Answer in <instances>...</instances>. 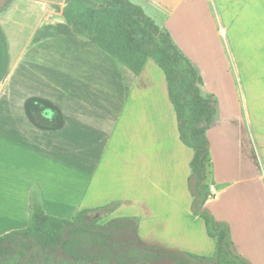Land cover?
Here are the masks:
<instances>
[{
	"label": "rangeland",
	"instance_id": "374dc122",
	"mask_svg": "<svg viewBox=\"0 0 264 264\" xmlns=\"http://www.w3.org/2000/svg\"><path fill=\"white\" fill-rule=\"evenodd\" d=\"M131 1L142 4L145 13L170 33L199 69L202 95L214 99L216 114L205 131L209 159L203 184L226 189L202 208L215 220L226 218L220 221L231 227L235 254L264 264V0ZM160 82L154 79L156 87L139 94L167 110L155 113L151 103L140 108L138 176L131 173L136 149L128 131L116 162L106 166L103 161L88 199L76 202V193L60 214L71 218L79 208L97 206L100 209L87 220L98 216L96 227L103 226L123 248H150L180 258L194 254L201 264H215V241L193 212L191 149L178 140L175 114ZM169 146L175 148L174 157L168 155ZM77 188L82 189L80 184Z\"/></svg>",
	"mask_w": 264,
	"mask_h": 264
},
{
	"label": "crops",
	"instance_id": "0c3cea01",
	"mask_svg": "<svg viewBox=\"0 0 264 264\" xmlns=\"http://www.w3.org/2000/svg\"><path fill=\"white\" fill-rule=\"evenodd\" d=\"M61 10L38 0H11L0 12V235L27 226L34 200L48 215L67 218L60 214L66 202L76 193V202L88 199L103 161L116 162L128 131L137 177L140 108L151 103L162 115L165 109L139 95L156 87V78L166 87L151 58L133 75L76 35ZM168 148L174 157L175 148ZM225 189L219 187L216 200Z\"/></svg>",
	"mask_w": 264,
	"mask_h": 264
},
{
	"label": "trees",
	"instance_id": "16d2710c",
	"mask_svg": "<svg viewBox=\"0 0 264 264\" xmlns=\"http://www.w3.org/2000/svg\"><path fill=\"white\" fill-rule=\"evenodd\" d=\"M51 6L59 10L58 4ZM61 13L76 35L90 40L133 75L140 74L148 58L161 69L177 121L178 140L193 150L189 162L194 177L193 212L202 219L206 235L215 241L212 259L215 264H251L231 250L229 226L202 208L208 198L207 184H203L209 159L205 131L216 108L212 95L201 93L203 79L194 62L167 30L130 0H64ZM99 209L83 207L71 218H59L45 213L34 200L27 226L0 235V264H122L123 252L111 233L103 231V226L96 227L99 217L87 220L88 214Z\"/></svg>",
	"mask_w": 264,
	"mask_h": 264
},
{
	"label": "flooded vegetation",
	"instance_id": "af4514ba",
	"mask_svg": "<svg viewBox=\"0 0 264 264\" xmlns=\"http://www.w3.org/2000/svg\"><path fill=\"white\" fill-rule=\"evenodd\" d=\"M119 249L123 252L122 259L124 262L122 264H201L198 257H192L189 254V258H180L174 256L172 253L168 252H151L150 248L139 249V248H123L119 244H116ZM58 255H60L58 253ZM66 259V256H63ZM74 263V260H70ZM95 264L94 261L91 262ZM55 264H59L56 262ZM206 264H213L211 261H207Z\"/></svg>",
	"mask_w": 264,
	"mask_h": 264
},
{
	"label": "built area",
	"instance_id": "2783aa9c",
	"mask_svg": "<svg viewBox=\"0 0 264 264\" xmlns=\"http://www.w3.org/2000/svg\"><path fill=\"white\" fill-rule=\"evenodd\" d=\"M207 184V199L215 200L219 196V188L215 187V185L211 182L206 183Z\"/></svg>",
	"mask_w": 264,
	"mask_h": 264
},
{
	"label": "water",
	"instance_id": "95a60500",
	"mask_svg": "<svg viewBox=\"0 0 264 264\" xmlns=\"http://www.w3.org/2000/svg\"><path fill=\"white\" fill-rule=\"evenodd\" d=\"M10 0H0V9L4 8ZM47 4H58L64 6V0H38Z\"/></svg>",
	"mask_w": 264,
	"mask_h": 264
},
{
	"label": "bare ground",
	"instance_id": "6f19581e",
	"mask_svg": "<svg viewBox=\"0 0 264 264\" xmlns=\"http://www.w3.org/2000/svg\"><path fill=\"white\" fill-rule=\"evenodd\" d=\"M216 200V199H215Z\"/></svg>",
	"mask_w": 264,
	"mask_h": 264
}]
</instances>
